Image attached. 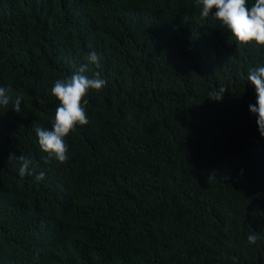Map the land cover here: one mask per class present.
<instances>
[{
  "label": "trees",
  "instance_id": "trees-1",
  "mask_svg": "<svg viewBox=\"0 0 264 264\" xmlns=\"http://www.w3.org/2000/svg\"><path fill=\"white\" fill-rule=\"evenodd\" d=\"M255 0H248L249 6ZM196 0H0V264H264V136L239 44ZM95 51L90 123L44 162L51 94ZM224 87L222 100L211 94ZM25 156L45 179L20 178ZM257 235L255 245L249 234Z\"/></svg>",
  "mask_w": 264,
  "mask_h": 264
},
{
  "label": "clouds",
  "instance_id": "clouds-1",
  "mask_svg": "<svg viewBox=\"0 0 264 264\" xmlns=\"http://www.w3.org/2000/svg\"><path fill=\"white\" fill-rule=\"evenodd\" d=\"M196 6L200 9L203 18L209 17L215 9L214 18L221 21L232 33L239 44H255L264 48V0H255L249 6L248 0H196ZM87 63L80 65L77 72H74L66 79H57L51 88V94L59 101V106L55 110L54 120L51 129L36 127L35 132L38 137L39 148L47 155L43 157L44 162L56 160L65 163L69 159L68 144L66 138L74 132L78 126H86L90 123L86 112V99L90 90H102L107 81L96 72L92 78L85 73L89 72L94 65L100 68V57L95 51H91L86 57ZM247 80L254 85L256 90V104L249 105L253 114H258L257 123L261 136H264V64L250 67L247 72ZM10 86L5 88L0 86V108H7L11 104V109L19 113L21 110L22 97L14 99L9 95ZM226 89L219 87L210 98L222 100ZM21 161L18 173L20 178L34 176L37 181L45 179L44 172H37L32 165V161L21 156L17 158L14 153H10L8 161ZM257 235L247 236L248 244L257 243Z\"/></svg>",
  "mask_w": 264,
  "mask_h": 264
}]
</instances>
